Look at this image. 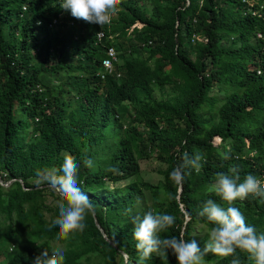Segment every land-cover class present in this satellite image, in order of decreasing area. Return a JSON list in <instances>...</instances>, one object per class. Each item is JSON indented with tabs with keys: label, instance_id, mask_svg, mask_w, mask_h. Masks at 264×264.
Wrapping results in <instances>:
<instances>
[{
	"label": "trees",
	"instance_id": "16d2710c",
	"mask_svg": "<svg viewBox=\"0 0 264 264\" xmlns=\"http://www.w3.org/2000/svg\"><path fill=\"white\" fill-rule=\"evenodd\" d=\"M61 2L0 0V264H32L56 248L64 264H127L124 254L128 264H177L171 251L140 259L131 216L173 215L161 235L183 234L203 248L212 227L198 215L203 203L228 206L212 190L216 174L235 168L241 181L249 173L264 179V0H121L103 27L72 17ZM111 47L119 61L105 73ZM165 86L167 97L156 99ZM197 152L203 167L176 185L172 169ZM65 154L80 166L78 187L104 234L93 215L83 232L49 230L59 198L36 173L59 168ZM153 157L165 166L157 184L141 177V162ZM233 206L264 233V198ZM232 258L209 253L205 261Z\"/></svg>",
	"mask_w": 264,
	"mask_h": 264
},
{
	"label": "clouds",
	"instance_id": "9594fccd",
	"mask_svg": "<svg viewBox=\"0 0 264 264\" xmlns=\"http://www.w3.org/2000/svg\"><path fill=\"white\" fill-rule=\"evenodd\" d=\"M120 2L121 0H62L60 6L70 11L72 17L76 19L103 27L117 14ZM63 16L60 15L58 20ZM58 20L54 24H58L60 22ZM69 25L73 26L74 23L70 21ZM229 158L230 155L225 153L224 159ZM204 162H206L204 156L198 152L191 157L184 153L182 162L172 169L170 179L176 185H180L185 176L190 174L187 172L188 169L199 172ZM83 163L90 169L96 166L90 158L85 159ZM79 167L73 156L65 154L59 168H45L36 173L37 184L47 187L59 198L58 215L52 221L49 230L53 227L58 228L61 237L83 232L87 227L86 219L96 212L93 201L78 187ZM108 170L118 171L114 167ZM212 190L228 206L224 207L211 198L203 203L198 215L206 218L212 225L203 248L195 239H185L183 234L179 237L161 235L175 223L173 215L150 209L142 217L131 216L133 238L140 259H151L153 254L157 257H167L171 251L177 264H206L205 257L209 253L224 258L233 257L230 264H241L240 258L236 255L239 250L247 253L254 264H264V233L248 225L243 213L233 206L234 201L244 200L249 196L264 198V179L249 173L241 181L238 170L232 168L229 173L216 174ZM137 203L139 204V200ZM128 211L130 213L131 209ZM64 261L62 248L54 249L51 254L44 249L33 259L32 264H64Z\"/></svg>",
	"mask_w": 264,
	"mask_h": 264
},
{
	"label": "rangeland",
	"instance_id": "374dc122",
	"mask_svg": "<svg viewBox=\"0 0 264 264\" xmlns=\"http://www.w3.org/2000/svg\"><path fill=\"white\" fill-rule=\"evenodd\" d=\"M146 7L149 9V11L152 10V6L149 4H146ZM117 16V14L115 16H113L112 18H115ZM141 27V25H138ZM103 33V32H101ZM99 35V33H98ZM98 35H97V41L99 42L98 39ZM120 63V62H119ZM221 65H215V68L217 67H221ZM170 87L169 86H165L163 88H157L155 91V97L156 99H164L167 97L168 93L170 92ZM220 140L217 138L215 140V144L219 145ZM165 166L160 164L158 162V160L153 157L150 161H142L141 162V177L145 182H149L152 184H157L159 183V181H161L162 176L160 175V171L164 170ZM120 185H125V183H121ZM116 187V185H111V188ZM150 204V201L147 202V205ZM197 234L199 235V239H202L204 236L207 235L206 231H198ZM3 258L0 257V261H2ZM3 262V261H2Z\"/></svg>",
	"mask_w": 264,
	"mask_h": 264
},
{
	"label": "built area",
	"instance_id": "2783aa9c",
	"mask_svg": "<svg viewBox=\"0 0 264 264\" xmlns=\"http://www.w3.org/2000/svg\"><path fill=\"white\" fill-rule=\"evenodd\" d=\"M258 37L260 39L263 38V36L260 34L258 35ZM104 38H105V35L103 33H100L98 35L99 43H101ZM118 60H119V57H118L117 50L114 47L109 48L107 51V57L102 62V67H103L104 72L112 73V71L114 70V66L116 65ZM102 78L104 79L105 75H103Z\"/></svg>",
	"mask_w": 264,
	"mask_h": 264
},
{
	"label": "water",
	"instance_id": "95a60500",
	"mask_svg": "<svg viewBox=\"0 0 264 264\" xmlns=\"http://www.w3.org/2000/svg\"><path fill=\"white\" fill-rule=\"evenodd\" d=\"M12 182H15V180H14V181H11L10 183H8V184H6V185H4L2 182H1V183H2L5 187H8V186H10V184H11ZM20 182H21L22 184L24 183L22 180H20ZM25 190H27V189L25 188ZM93 217H94V219H95V224H96L97 228L101 231V233L104 234V230H103V228L100 226V224H99V222H98V220H97L96 213L93 214ZM105 238H106V240L109 242V244H111V245H112L113 247H115V248L117 247L116 244H115L114 242H112L111 240H109L106 236H105ZM124 256H125V261H126V263L128 264V256H127L126 254H124Z\"/></svg>",
	"mask_w": 264,
	"mask_h": 264
}]
</instances>
